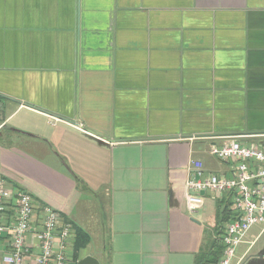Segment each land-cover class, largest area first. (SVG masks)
Here are the masks:
<instances>
[{"label": "crops", "instance_id": "obj_1", "mask_svg": "<svg viewBox=\"0 0 264 264\" xmlns=\"http://www.w3.org/2000/svg\"><path fill=\"white\" fill-rule=\"evenodd\" d=\"M227 141L264 147V0H0V177L72 224L70 264H195L229 200L190 215L185 184L231 177ZM241 242L264 264V226Z\"/></svg>", "mask_w": 264, "mask_h": 264}, {"label": "built area", "instance_id": "obj_2", "mask_svg": "<svg viewBox=\"0 0 264 264\" xmlns=\"http://www.w3.org/2000/svg\"><path fill=\"white\" fill-rule=\"evenodd\" d=\"M210 153L220 161H234L232 175L219 178L203 174L202 165L193 161L191 167L198 170L200 177L186 181L185 209L190 215L197 213L206 192L216 199L229 200L233 216L224 227L223 252L215 264H231L248 230L264 226V147L227 141L211 146ZM8 208L13 212L12 219L6 218ZM72 233V224L59 212L36 205L24 190L11 191L0 177V240L4 243L0 264H70ZM29 237L32 243L28 242Z\"/></svg>", "mask_w": 264, "mask_h": 264}, {"label": "trees", "instance_id": "obj_3", "mask_svg": "<svg viewBox=\"0 0 264 264\" xmlns=\"http://www.w3.org/2000/svg\"><path fill=\"white\" fill-rule=\"evenodd\" d=\"M222 202L227 203L223 208L218 207L216 224H215V239L208 245V247L202 251L195 258V264H215L222 256L223 246L221 243L220 233L223 229V224L232 218V212L229 210V201L224 199ZM88 237L82 232L77 233L76 244L74 248V254L86 245ZM76 256V255H74Z\"/></svg>", "mask_w": 264, "mask_h": 264}, {"label": "rangeland", "instance_id": "obj_4", "mask_svg": "<svg viewBox=\"0 0 264 264\" xmlns=\"http://www.w3.org/2000/svg\"><path fill=\"white\" fill-rule=\"evenodd\" d=\"M215 224H216V219L214 218V220H213V229L215 230ZM222 233H223V230H222V232L220 233V237H221V235H222ZM243 241V240H242ZM242 243V242H241ZM240 243V244H241ZM101 245V243H98V240H95V238H94V236L92 235V241H91V244L89 245V248L87 249V252H89L90 250H93L94 251V249H98L99 248V246ZM245 246L244 245H238V247L236 248V256H238L239 255V253H240V250L242 249V248H244ZM96 251V250H95ZM94 251V253H95V255H97V256H94L93 258H95L96 260H99V259H101V258H99L100 257V255H98L96 252ZM255 250H252V252H250V255L251 254H253V252H254ZM81 254H84V251L83 252H81ZM99 256V257H98ZM92 257V256H91ZM249 257V256H248ZM101 261V260H100Z\"/></svg>", "mask_w": 264, "mask_h": 264}, {"label": "water", "instance_id": "obj_5", "mask_svg": "<svg viewBox=\"0 0 264 264\" xmlns=\"http://www.w3.org/2000/svg\"><path fill=\"white\" fill-rule=\"evenodd\" d=\"M76 264H99L98 260L91 256H87L81 260H79Z\"/></svg>", "mask_w": 264, "mask_h": 264}]
</instances>
